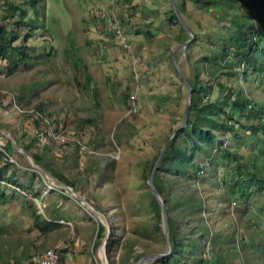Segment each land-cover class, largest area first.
I'll return each instance as SVG.
<instances>
[{
	"label": "rangeland",
	"instance_id": "374dc122",
	"mask_svg": "<svg viewBox=\"0 0 264 264\" xmlns=\"http://www.w3.org/2000/svg\"><path fill=\"white\" fill-rule=\"evenodd\" d=\"M30 1L0 0L26 54L0 60V264H264V134L230 130L264 123V0ZM178 72L213 112L183 168L166 151L192 148L196 109L157 160Z\"/></svg>",
	"mask_w": 264,
	"mask_h": 264
},
{
	"label": "trees",
	"instance_id": "16d2710c",
	"mask_svg": "<svg viewBox=\"0 0 264 264\" xmlns=\"http://www.w3.org/2000/svg\"><path fill=\"white\" fill-rule=\"evenodd\" d=\"M40 0H31L30 1V6L31 8H35L37 3ZM18 10L20 9H13V13L15 14ZM20 16L22 18V20L20 21V24L18 25H22V26H27V24H25L24 19L26 18V11L24 10H20ZM27 37H25L26 40ZM247 38V37H246ZM245 38V40H246ZM18 39L17 35H9L6 30L3 27H0V60H7L9 59L10 64H13L14 66H17V61H19L20 59L23 60V56L26 57L24 48L20 49L17 47L13 46V43ZM119 41V44L122 45V43ZM129 41V40H128ZM236 43H239L240 40H236ZM246 43V42H245ZM22 48V47H21ZM19 50H21L19 52ZM14 53H17L15 58H14ZM18 56L20 57V59H17ZM17 59V60H16ZM86 77L90 80L91 77L90 75L87 73ZM193 92H195V89L193 88ZM194 95V94H193ZM190 111L192 109H196V111L201 115V120L196 122L194 125V136H195V141H193V146L190 150L186 151H178L176 148H173L172 146H170L168 148V150L166 151L169 154L168 160H173L175 162H177V164H179L180 167H185L188 163H190L188 160H191V158L189 157L190 155L195 154V152L198 149H202L203 145H206L207 140H211L212 142V133L211 130H209L207 132V130H202L201 129V121L204 120L206 118V114L210 113L213 114L212 111H210V106L209 105H201L200 108H197L196 105V101L194 100V98L192 97L191 102H190ZM215 107V106H214ZM238 107V114L240 113L241 117H245L247 109H248V104L246 103H242V104H238V106L236 105V107L233 108L232 112H237L235 109ZM242 125V124H241ZM241 125H238V128H234L231 127V131L235 132V131H239V133L244 134V137H248V136H255L258 135L260 133L264 134V123H259L258 125H248L249 127L246 128L244 125V127H241ZM224 125L222 124L221 127H223ZM174 144V142L171 143V145ZM212 144V143H211ZM203 150V149H202ZM223 152V155L220 157L221 159H226L228 156V150L226 148H222L221 149ZM9 153V151H8ZM10 154V153H9ZM247 174H250V172H248ZM255 176V175H253ZM256 184V181H252ZM257 186H259V184H256ZM158 194L161 196L162 192L159 188H156Z\"/></svg>",
	"mask_w": 264,
	"mask_h": 264
},
{
	"label": "water",
	"instance_id": "95a60500",
	"mask_svg": "<svg viewBox=\"0 0 264 264\" xmlns=\"http://www.w3.org/2000/svg\"><path fill=\"white\" fill-rule=\"evenodd\" d=\"M170 1H171V4H172V7H173V9H174V4H173L172 0H170ZM179 19H180V18H179ZM180 23L182 24L183 27H185V24L181 21V19H180ZM185 28H186V27H185ZM188 33H189V36H190L189 38L191 39L192 36H191L189 30H188ZM190 39H189V41H188L187 43H185L182 47H184V48L187 47L188 44H189V42H190ZM178 74H179V77H180L182 80H184L185 84L187 85V87H188V89H189V96H188V99H187V106H186V110H185V116H184L183 122H182L181 126L179 127V129H177L176 131H174V133H172V134L168 137L166 143H165V144L163 145V147H162V151H161V153H160V155H159V157H158L157 160H159V158H160L162 152H163V151L165 150V148L167 147L168 142H169V140L171 139V137H173L177 132H179V131L185 126L186 121H187V116H188V113H189V105H190V102H191V101H190V98H191V94H192V87H191L190 84L185 80L184 76H183L180 72H178ZM153 172H154V170H153ZM149 182H150V188H151L152 194L154 195V197H156V199H157L158 201H161L160 198L158 197L157 193L155 192L153 186H152V174H151V177H150V179H149ZM163 218H164V224L166 225V219H165L166 217H165L164 210H163ZM166 248H167L166 250H167V253H168V251H169V249H170V244L168 243V241H167V243H166ZM162 256H163V255H158V256H154V257H148V258H145V259H143L142 261H140L139 264H140V263H143V262H145V263L151 262L152 260H155V259L161 258ZM145 260H146V261H145Z\"/></svg>",
	"mask_w": 264,
	"mask_h": 264
},
{
	"label": "built area",
	"instance_id": "2783aa9c",
	"mask_svg": "<svg viewBox=\"0 0 264 264\" xmlns=\"http://www.w3.org/2000/svg\"><path fill=\"white\" fill-rule=\"evenodd\" d=\"M118 34H121L119 30L116 31ZM122 41L124 42L125 41V38L122 37ZM3 136V133L0 131V153L2 152H5L6 151V147L3 149V144H4V141L2 140V137ZM9 153L6 151L5 153V157H8L9 158ZM1 157V156H0ZM4 158V157H3ZM2 159V157H1ZM5 161H7V159L5 158ZM51 251V250H50ZM50 251L47 252L45 258L43 259V261L41 262V264H56V255H54L53 253H51ZM39 264V263H38Z\"/></svg>",
	"mask_w": 264,
	"mask_h": 264
},
{
	"label": "bare ground",
	"instance_id": "6f19581e",
	"mask_svg": "<svg viewBox=\"0 0 264 264\" xmlns=\"http://www.w3.org/2000/svg\"><path fill=\"white\" fill-rule=\"evenodd\" d=\"M176 16L178 17V18H180L179 17V15H178V13H176ZM120 31V33H122V31L121 30H119ZM119 35V34H118ZM129 43H128V41L127 40H125L124 42L122 41V45L121 46H123L124 48H127V46H129L128 45ZM2 140L4 141V143H6V141L4 140V138H2ZM15 185V184H14ZM82 201V200H81ZM49 251V250H48ZM43 260H41L40 262H39V264H41V262H42ZM144 264H146L145 262H143ZM143 263H140V264H143Z\"/></svg>",
	"mask_w": 264,
	"mask_h": 264
}]
</instances>
